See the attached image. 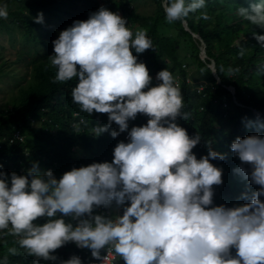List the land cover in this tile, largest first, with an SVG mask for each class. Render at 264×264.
<instances>
[{
    "label": "clouds",
    "instance_id": "9594fccd",
    "mask_svg": "<svg viewBox=\"0 0 264 264\" xmlns=\"http://www.w3.org/2000/svg\"><path fill=\"white\" fill-rule=\"evenodd\" d=\"M93 1L98 10L81 12L88 18L74 20L52 41V83L77 79L72 102L89 116L108 117L107 124L94 127V135L108 132L114 122L118 130L110 135L122 133V140L111 162L57 176L33 163L25 175L13 171L9 177L0 164V237L17 245L8 252L21 256L18 264L40 259L51 264H264V136H245L247 128L238 126L225 147L217 146L215 125L204 126L194 112L183 111L181 77L162 69L153 86L145 63L133 55V49L137 54L155 50L146 31L127 24L121 6L110 11L102 0ZM160 5L169 24L181 21L190 31L185 18L205 8L206 0H160ZM244 5L237 14L251 30L248 37L264 50V0H244ZM7 16V5H0V18ZM199 18L211 19L206 12ZM34 20L43 23V13ZM193 38L206 62L202 38ZM244 53L241 48L238 54ZM206 66L219 82L214 63ZM182 68L191 70L185 63ZM237 71L229 68L226 76ZM259 71L264 73V65ZM227 88L245 107L233 86ZM259 113L264 117V107ZM138 114L143 115L140 125L129 129ZM255 126L262 129L264 123ZM232 153L236 160L227 161ZM7 261L5 256L0 264Z\"/></svg>",
    "mask_w": 264,
    "mask_h": 264
},
{
    "label": "trees",
    "instance_id": "16d2710c",
    "mask_svg": "<svg viewBox=\"0 0 264 264\" xmlns=\"http://www.w3.org/2000/svg\"><path fill=\"white\" fill-rule=\"evenodd\" d=\"M102 1L110 11L112 7L121 6V16L127 24L138 25L136 31H146L155 50L137 54L133 49V55L137 56L138 62L145 63L153 86L159 83L153 77L162 69L170 71L175 78L181 77L183 111L194 112L195 119L204 126L215 125L212 136L217 146L225 147L226 137L236 133L238 126L247 128L245 136L253 133L264 136V128L255 126L257 122L264 123V117L259 113L264 107V87L259 84L264 82V73L259 71V67L264 65V50L251 41L248 37L250 28L237 14L239 7H245L244 0H206L205 8L185 18L190 31L182 27L181 21L171 24L166 21L160 0H151L150 13L139 10L142 3L138 2L141 0ZM3 4L7 5L8 16L7 19L0 18V31L10 38L19 34L20 48L15 61L23 62L25 68L17 79L15 93L0 107V164L3 171L9 177L13 171L25 175L33 163H38L41 171L50 169L57 176L71 170L69 165L72 163L87 162L84 159L86 155H89L91 163L111 162L113 149L122 140V133L113 138L110 132L118 130V126L113 122L108 132L94 135V127L107 124V114L93 112L89 116L81 112L71 97L77 79L52 83L56 69L49 59L54 54L53 40L50 41L49 37L56 33L58 37L73 19L86 20L88 16L81 12L89 8L98 10V2L0 0V5ZM201 12H206L211 19L199 18ZM39 13H43V23L34 20ZM54 22L59 25L57 30H52ZM192 33L202 38L208 58L206 62L211 60L214 63L219 82L206 62L200 59L199 41L193 38ZM239 37L240 41H237ZM241 48L245 49L243 57L238 54ZM183 63L191 67L189 72L182 68ZM255 63L257 67L253 66ZM221 67L225 72H220ZM229 68L238 71L226 76ZM3 74L8 73L0 64V75ZM187 76L189 82H185ZM11 77L15 79L16 76L11 74ZM227 86H233L236 99L245 107L234 102ZM142 119L143 115L138 114L135 120H130L129 129L139 126ZM33 120L36 124L32 125ZM249 121L252 126H246ZM74 125L78 126L79 133ZM15 133L23 137L22 141L16 138ZM229 158L235 161L237 157L232 153L227 161ZM227 161L225 165L229 163ZM11 247H17L13 240L0 237V261L7 256V264H18L21 256L11 255L8 252ZM30 264L51 263L40 259Z\"/></svg>",
    "mask_w": 264,
    "mask_h": 264
},
{
    "label": "rangeland",
    "instance_id": "374dc122",
    "mask_svg": "<svg viewBox=\"0 0 264 264\" xmlns=\"http://www.w3.org/2000/svg\"><path fill=\"white\" fill-rule=\"evenodd\" d=\"M140 5L139 10L143 13H150V5L151 1H147L144 3L143 0L138 2ZM74 19L71 20L73 23ZM52 30H57L59 25L55 22L51 25ZM136 26V25H133ZM18 33L13 35L11 38L6 34L0 31V64H2V68L4 71H6L8 74L0 75V107L6 100L9 99L10 95L15 93V90L17 85V79L19 76L25 71V68L22 66L23 62H17L15 61L17 52L20 48V43L18 39ZM55 38H57V33L51 37H49V40L52 41ZM237 41H240V37L237 39ZM189 72V70H187ZM3 73V72H2ZM11 74H14L16 77L13 79L11 77ZM262 85H264L263 82H261ZM9 108V106H7ZM54 131H51L53 133ZM30 141V140H29ZM89 155H86L84 157L86 161L81 162V164L78 163H72L69 165V168L73 167H81L85 166L87 163H91V159H88ZM223 163L219 164V166H222ZM44 172V171H42ZM56 257H58L57 253H53ZM56 261V260H55Z\"/></svg>",
    "mask_w": 264,
    "mask_h": 264
},
{
    "label": "water",
    "instance_id": "95a60500",
    "mask_svg": "<svg viewBox=\"0 0 264 264\" xmlns=\"http://www.w3.org/2000/svg\"><path fill=\"white\" fill-rule=\"evenodd\" d=\"M194 35H195L196 37H199V38H200L199 35L192 33V36H193V37H194ZM200 39H201V38H200Z\"/></svg>",
    "mask_w": 264,
    "mask_h": 264
}]
</instances>
